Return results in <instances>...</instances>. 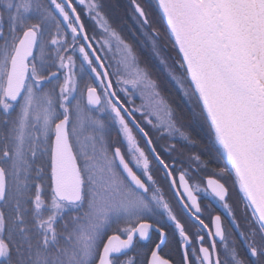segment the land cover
Segmentation results:
<instances>
[{
	"label": "snow or ice",
	"instance_id": "6c2138e0",
	"mask_svg": "<svg viewBox=\"0 0 264 264\" xmlns=\"http://www.w3.org/2000/svg\"><path fill=\"white\" fill-rule=\"evenodd\" d=\"M130 5L126 37L103 0H0V264H264V0ZM140 49L200 108L223 163L203 186L150 134L193 143Z\"/></svg>",
	"mask_w": 264,
	"mask_h": 264
},
{
	"label": "flooded vegetation",
	"instance_id": "af4514ba",
	"mask_svg": "<svg viewBox=\"0 0 264 264\" xmlns=\"http://www.w3.org/2000/svg\"><path fill=\"white\" fill-rule=\"evenodd\" d=\"M89 32L91 34L90 29H89ZM139 103H140V100L137 98L136 104H139ZM181 112H182V118L180 120H178V122L180 125L183 126V130L190 135L193 143H189L188 141H184V140L180 139L179 137H177L175 139H171V140L168 138L158 139V133H156L154 131L151 132L150 134L153 135L154 140L157 141L158 146H159L158 150H160L161 147L166 146L169 143H175L176 144L177 150H176V152L172 153V157L176 158V164L178 167L181 166V162H183V164H182L183 167H187L188 166V157L192 153L200 154L201 159L203 161H207L208 163H207L206 167L202 168V170L200 172L195 173L194 176H195V179L200 181L202 186H203L204 179L207 176L212 175L214 170H218L219 168L223 167V163L212 159L213 153L208 147L209 136H207L205 134L201 135L200 131L202 132L203 129L200 128L199 126H197L196 122L193 121V123H191L190 130L186 129L185 124L188 122L187 119L185 118L186 113L184 110ZM137 119H140L139 114H137ZM110 139L113 141L117 140V134H116L115 130H113L111 132ZM143 146H144V143H143V140H141V147H143ZM166 159L169 163L172 162V160L170 158L166 157ZM155 176H156V179L159 181L160 185L163 187L165 197L172 203L174 209L176 210L178 218L181 220L182 223L185 224L186 228L189 230L190 233L192 231H194L195 225L192 223L191 220L188 219V217L185 214L180 212V206L176 202V198L173 195V191L169 189L168 182L162 179V176H163L162 171L157 170V172L155 173ZM232 181H233V177L231 175H228L226 178V183L230 189L229 202L232 203L237 208H239L240 197H239L237 190L233 187ZM200 196H201L202 207L205 205H209V204L212 205L211 209L205 210V213H204L205 223H209L210 216H215L217 213H220L223 215L222 210L219 209L217 207V205L214 204L211 200L205 198L203 193H201ZM237 215H239V212H237ZM224 223H225L226 228H229V229L231 228V226L229 225V223L226 219H225ZM210 227H211V225H210ZM201 234H203V233H201ZM206 244H207V237H206ZM217 247L219 248L220 245L218 244ZM174 257L176 260L180 259L179 251H176L174 253ZM121 259H123V257H121Z\"/></svg>",
	"mask_w": 264,
	"mask_h": 264
},
{
	"label": "trees",
	"instance_id": "16d2710c",
	"mask_svg": "<svg viewBox=\"0 0 264 264\" xmlns=\"http://www.w3.org/2000/svg\"><path fill=\"white\" fill-rule=\"evenodd\" d=\"M141 4L144 3V0H139ZM104 3V12L108 16L113 27L117 29H122V34L126 37L129 36L128 28L132 27L131 16V5L130 0H103ZM154 22L153 26L158 27L161 30L162 35L165 37L163 43L167 46L168 51L164 54L169 57V64H172L173 58L176 60L179 59V54L177 51L172 49L170 43H168L167 36L164 30V22L159 19V17L154 13ZM88 28L91 30V21L86 20ZM141 62L146 63L147 67L150 70H153L154 78L158 79L161 83V92L162 95L167 99L168 103L176 109L177 119L182 118V112L185 111V118L187 119L186 129L190 130V125L193 123L192 112H199L200 108L194 102L189 103L186 98L182 96V93L177 89L174 82L168 80L163 73H158L153 69V65L156 61L150 56V53L147 49H140L138 52ZM179 75V73H177ZM180 93V94H179ZM189 109V110H188ZM186 122V121H185ZM197 126L203 129L201 135L205 134L209 136L208 126L203 122H196ZM203 147V146H202Z\"/></svg>",
	"mask_w": 264,
	"mask_h": 264
}]
</instances>
